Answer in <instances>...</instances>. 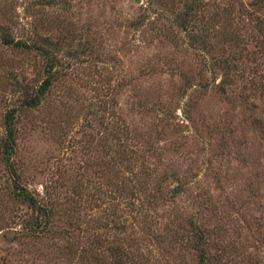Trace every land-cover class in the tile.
Segmentation results:
<instances>
[{"label":"rangeland","instance_id":"1","mask_svg":"<svg viewBox=\"0 0 264 264\" xmlns=\"http://www.w3.org/2000/svg\"><path fill=\"white\" fill-rule=\"evenodd\" d=\"M257 1L0 0V264H264Z\"/></svg>","mask_w":264,"mask_h":264},{"label":"trees","instance_id":"2","mask_svg":"<svg viewBox=\"0 0 264 264\" xmlns=\"http://www.w3.org/2000/svg\"><path fill=\"white\" fill-rule=\"evenodd\" d=\"M262 1V5L257 1L256 4L258 5V7H263V4H264V0H261ZM224 9V8H223ZM187 12H185L184 14H189L188 12H190V14L192 13V9H191V5L190 3H188V6L186 8ZM259 12V11H258ZM258 14V13H257ZM186 18V17H184ZM260 23V22H259ZM183 25H185L183 22H182ZM263 25V23L261 24L260 23V27ZM258 28V29H259ZM192 38L195 39V42L199 43L201 41H203L201 38V34H199L198 32L196 34H191ZM262 39H261V42L262 44L264 45V36H261ZM0 40L5 43V44H15V45H18V44H23V42H21L19 39H14L12 38L10 35H8L6 32H5V27L3 26V23L0 22ZM39 48V47H38ZM225 64H227V61H224ZM51 81L49 79V77H46L42 82H41V85L39 86V89H38V92H36L35 94L33 95H28L27 97H25L24 101H23V105L27 106V107H31V106H34L36 104L39 103L40 101V94H44L45 91L47 90V88L49 87ZM5 122H6V129H7V133L5 134L4 136V139L3 140V152L4 153H9L11 154V149L13 148V143H15V131H16V128L14 127L13 123L11 122L12 120V115L9 112H7L6 114V118H5ZM10 149V150H9ZM7 155V154H6ZM8 156V155H7ZM9 157V156H8ZM9 170L10 172L13 173L14 175V182H13V188L15 190V194L16 196L20 199V200H24L25 202H27L29 205H31V207L37 209V211L45 214L46 216V219H45V222L47 220L50 219V215H51V212H49L46 208L47 206L43 203H41L38 198L36 197V195H34L29 189L28 187H26L25 185H23L22 183H20V181H18L17 179V172L15 171V168L13 167V165H10L9 166ZM177 190H179V186L176 185L175 188H174V192H176ZM40 214V213H39ZM40 216L41 215H38L37 216V219L36 221H40ZM39 217V218H38ZM50 222V220H49ZM38 223V222H37ZM203 229H201L198 225L195 226V234H196V239H195V246L198 250V255L199 257H202V258H206L207 256V253L205 252V236L203 234ZM205 255V256H204ZM119 258V262H122L124 263L125 262V257H123V255H120L118 256ZM123 259V260H122ZM103 264V263H102ZM105 264V263H104ZM108 264V263H107Z\"/></svg>","mask_w":264,"mask_h":264},{"label":"water","instance_id":"3","mask_svg":"<svg viewBox=\"0 0 264 264\" xmlns=\"http://www.w3.org/2000/svg\"><path fill=\"white\" fill-rule=\"evenodd\" d=\"M137 1H139V0H137Z\"/></svg>","mask_w":264,"mask_h":264}]
</instances>
